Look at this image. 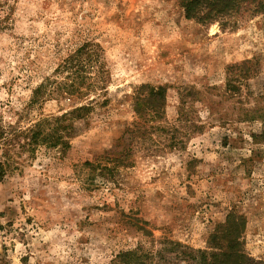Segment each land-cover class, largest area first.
Instances as JSON below:
<instances>
[{
  "label": "rangeland",
  "instance_id": "1",
  "mask_svg": "<svg viewBox=\"0 0 264 264\" xmlns=\"http://www.w3.org/2000/svg\"><path fill=\"white\" fill-rule=\"evenodd\" d=\"M251 11L203 23L180 0H0V264L137 248L195 264L231 212L264 264V13ZM151 86L166 87L158 112ZM82 104L68 148L31 145L37 121Z\"/></svg>",
  "mask_w": 264,
  "mask_h": 264
},
{
  "label": "trees",
  "instance_id": "2",
  "mask_svg": "<svg viewBox=\"0 0 264 264\" xmlns=\"http://www.w3.org/2000/svg\"><path fill=\"white\" fill-rule=\"evenodd\" d=\"M184 8L185 16L193 18L203 23H211L214 21H222L228 15L238 14L243 10L251 11V14L264 13V0H180ZM86 46L80 47L76 53L70 55L63 64V70L69 75L76 76L79 73L77 68H83L84 63L80 62L82 52L86 51ZM80 76V74H79ZM67 76L66 79H70ZM82 80L83 77L81 76ZM60 92L72 95L80 93V86L76 81L63 82ZM147 97L154 100L155 110L158 112L164 104L166 97L165 86H151L147 88ZM59 92V93H60ZM81 93L80 95H82ZM146 96H137L135 106L140 112L145 109L143 100ZM144 106V107H143ZM92 106L90 104L76 105L72 109L62 113L61 115L44 118L37 121L30 129V143L34 148L45 145L48 147H59L66 149L70 146L69 137L76 131V122L86 119ZM198 128L197 125H194ZM5 175V164L0 161V180ZM236 214L229 213L224 223H221L214 233L211 235L208 247L200 250H190L191 260L195 264H253L249 256L243 249L242 241L239 240L240 232L243 227V220H239ZM225 242V243H224ZM178 245L177 242H169ZM152 255V254H151ZM149 253L141 251V249H129L120 251L109 264H150L148 258Z\"/></svg>",
  "mask_w": 264,
  "mask_h": 264
}]
</instances>
